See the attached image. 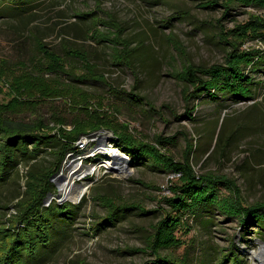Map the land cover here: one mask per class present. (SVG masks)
I'll list each match as a JSON object with an SVG mask.
<instances>
[{"label":"rangeland","instance_id":"obj_1","mask_svg":"<svg viewBox=\"0 0 264 264\" xmlns=\"http://www.w3.org/2000/svg\"><path fill=\"white\" fill-rule=\"evenodd\" d=\"M204 2L37 0L21 16L1 17L0 101L9 102L12 93L16 94L10 86L27 84L26 92L18 95L20 99L16 97L14 106L3 113L4 118L57 134L58 126L73 129L76 120L87 121L92 109L102 108L113 114L120 130L157 145L176 162L188 160L197 174L234 179L246 205L264 201V57L247 70L255 79V96L251 99L219 92L216 97L204 94L187 100L186 82L173 73L189 65L225 63L235 46L237 51L256 47L264 50L263 40L252 37L244 41L247 35L240 29L252 20L264 22V1L230 0L231 9L225 6V0L214 6ZM80 11L93 15L77 17ZM100 17L105 20L96 29L103 38L113 41L117 33L114 23H119L122 37L133 40V46L145 40L144 46L133 51L130 65H115L114 45L90 38L88 30ZM32 33L64 56L70 47L88 53L97 72L105 74L106 79L81 80L48 71L47 59L34 39L22 45L17 42L21 34ZM176 41L184 54L176 49ZM78 58L64 57L70 67L84 75L88 69ZM112 88L120 91L115 93ZM132 93L143 99L130 97ZM86 136V150L69 153L53 175L55 187L46 205L66 196L62 185L68 176L73 181V196L84 186L87 190L76 198L66 197V202L76 204L73 214L57 218L52 245L43 248L29 264H154L157 238L168 239L158 251L167 260L182 262L187 257L188 263L203 264L208 258L213 264H223L221 251L233 239L242 248L244 264H264V220L244 226L219 203H209L198 210L179 209L183 221L175 228L164 227L167 215L178 213L168 198L176 196L172 186L181 173L160 160L134 165L130 155L116 145L112 129ZM160 138L166 142L159 143ZM100 143L112 153L98 149ZM57 149L56 143H43L37 156L27 154L18 165L10 163L9 170L0 172V221L14 215L16 203L27 197L29 170L53 168ZM75 161L88 172L73 176ZM107 161L115 162V167L107 166ZM219 188L216 198L231 194L225 184ZM114 207L124 211L111 223L95 229ZM246 230L249 233L242 238ZM169 236L174 241H169Z\"/></svg>","mask_w":264,"mask_h":264},{"label":"trees","instance_id":"obj_2","mask_svg":"<svg viewBox=\"0 0 264 264\" xmlns=\"http://www.w3.org/2000/svg\"><path fill=\"white\" fill-rule=\"evenodd\" d=\"M39 1V0H38ZM207 3L206 6H214L220 0H203ZM225 6L228 9L232 8L230 0H225ZM256 0H241L243 3H252ZM264 1V0H262ZM37 0H0V18L11 16H21L33 8V4ZM10 9V11H9ZM230 11V10H229ZM87 14L93 12L77 13V17H86ZM101 18V17H100ZM114 21L115 19L112 18ZM105 19L93 21V27L88 30L90 38L98 40L99 42H109L114 45L113 49V63L131 64V55L140 46L145 45V40L138 41V45L133 46L134 41L122 37L123 29L114 23L117 28L116 35L112 38H103L96 26ZM251 24L241 26V31L247 35V39H261L264 41V22L259 20L250 21ZM262 27V32L259 30ZM253 31L255 33H252ZM262 33V34H261ZM34 39L40 52L45 55L47 59L48 71L62 72L70 74L81 80L101 78L106 79L105 74L97 72L96 65L92 63V59L88 53H83L78 49L67 48L64 51L66 57H79L80 61L84 63L88 69L86 74L79 75L78 72L69 66L59 51L54 50L46 42L41 40L35 34L20 35L17 38L19 45L27 43L29 39ZM37 41V42H36ZM243 42V41H242ZM176 49L184 54L183 47L180 42H175ZM235 50L229 54L225 63H215L210 66L205 65H189L182 71L173 70L177 72V76L186 82L184 88L185 97L187 100L191 98H199L206 94L216 97L219 92L231 93L238 99L254 98V84L255 79L247 71L250 67L255 66L264 57V50L261 48H251L248 50ZM133 63V62H132ZM28 77V75H24ZM89 77V78H87ZM189 83L190 85H188ZM1 84V81H0ZM11 87V91L16 92L9 102L0 101V172L5 173L10 168V163L18 165L21 157L27 154L30 157H35L42 150L43 143L49 145L57 144L58 156L57 163L53 164V168L46 167L45 169L29 170L27 190L25 195L27 197L19 200L16 205V212L5 221H0V264H29L35 261L41 253L43 248L51 246L54 240V230L57 218L69 217L73 214L76 204L71 202H60L58 200L52 201L46 205V201L52 194L55 183L52 181L53 175L60 168L62 161L69 153L78 152V141L82 136L91 135L104 129H112L115 133L116 145L120 146L131 157V162L134 165H144L146 162L160 160L170 165L174 172L181 173L180 177L174 182L172 189L176 196L168 198V200L175 207L178 213H170L163 220L164 227L175 228L183 221L184 215L179 209L185 211H193L205 207L209 203H219V206L230 216H237L242 225L248 226L251 221L264 220V201H258L254 204L246 205L242 190L234 179L226 175L215 174H197L192 164L187 160L184 163L176 162L173 158L161 151L155 144H151L139 139L134 134L127 130H120L114 123V116L102 108H94L90 112L89 120H76L73 129H68L64 126H58V133L52 134L41 130L35 124L15 121L14 119L4 118L3 113L8 108L10 109L18 97L27 90V84L21 83L16 87ZM117 93L120 90L112 88ZM125 93V91H123ZM130 97H137L143 99L141 96L132 93ZM20 99V97H18ZM90 109V108H88ZM65 122V121H64ZM55 138V139H54ZM56 140V141H55ZM159 143L164 144L166 141L160 138ZM30 145H32L30 147ZM20 153L22 155H20ZM20 155V158H19ZM225 184L231 191V194L216 198L219 192V186ZM54 202V203H53ZM198 208V209H197ZM120 211L124 209L110 208L109 213L104 220V223H96L95 229L104 225L107 221L117 218ZM198 212L202 213L201 210ZM196 214L195 212H192ZM1 218V216H0ZM251 219V220H249ZM111 223V222H110ZM171 229V228H170ZM248 231L242 233V238L248 235ZM163 234L159 232V235ZM166 235V233L164 234ZM169 241H174L171 236ZM168 239H156V244L153 246V251L157 256V261L154 264H193V262H186L187 257L183 258L182 262L175 260H167L159 255V249L166 246ZM242 248L235 241L231 240L228 248L221 251V262L225 264L232 261L233 264H244L243 259L240 258ZM213 264L210 259H206L203 264ZM221 264V263H220Z\"/></svg>","mask_w":264,"mask_h":264},{"label":"bare ground","instance_id":"obj_3","mask_svg":"<svg viewBox=\"0 0 264 264\" xmlns=\"http://www.w3.org/2000/svg\"><path fill=\"white\" fill-rule=\"evenodd\" d=\"M106 137V136H105ZM104 137V138H105ZM104 138H102V139H104ZM102 143V142H101ZM99 144V147H98V149H100L102 152H110V153H112L110 150H109V147H106V146H104L105 145V143H103V144ZM77 159V158H76ZM76 163H75V165L76 166H74V168L72 169V170H76L75 172H73L74 174H73V176L74 175H77V173L78 172H80V174L79 175H82V174H86L87 172H88V170L89 169H86V167L85 166H82L81 165V163H79L78 161H75ZM115 162H113V161H107V163H106V165L107 166H110V168H113V167H115ZM92 165H94V164H92ZM85 167V168H84ZM92 167H94V166H92ZM71 169V168H70ZM94 169V168H93ZM72 183H73V181H72V178L70 179L69 178V176L67 177V181L62 185V187H63V191H64V194H66V197L67 198H76V197H78L81 193H83V192H85L86 190H87V186H84L82 189H81V191L76 195V196H73L72 195V192H73V186H71L72 185Z\"/></svg>","mask_w":264,"mask_h":264},{"label":"built area","instance_id":"obj_4","mask_svg":"<svg viewBox=\"0 0 264 264\" xmlns=\"http://www.w3.org/2000/svg\"><path fill=\"white\" fill-rule=\"evenodd\" d=\"M87 136L85 135V136H82L80 139H79V141H78V146H79V148H78V151H84V150H86V147H87V145H88V142H87V140L85 139ZM79 155H82V154H79Z\"/></svg>","mask_w":264,"mask_h":264},{"label":"water","instance_id":"obj_5","mask_svg":"<svg viewBox=\"0 0 264 264\" xmlns=\"http://www.w3.org/2000/svg\"><path fill=\"white\" fill-rule=\"evenodd\" d=\"M129 161H131V160H129ZM66 200H67L66 196L60 197V199H59L60 202H64V201H66ZM263 244H264V243H263Z\"/></svg>","mask_w":264,"mask_h":264}]
</instances>
